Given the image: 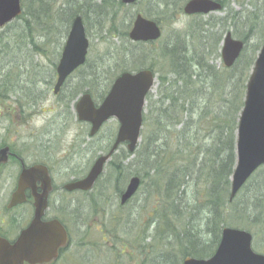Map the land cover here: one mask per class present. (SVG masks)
<instances>
[{"label": "trees", "instance_id": "obj_1", "mask_svg": "<svg viewBox=\"0 0 264 264\" xmlns=\"http://www.w3.org/2000/svg\"><path fill=\"white\" fill-rule=\"evenodd\" d=\"M150 1L139 0L135 4L136 12L159 22L154 8L139 6ZM176 1L157 0L160 14L171 17L170 21H175L178 9L182 8L176 10ZM218 1L222 4L221 10L229 3L228 0ZM22 6L20 16L0 29V98L8 97V90L13 92L17 81L15 73L5 69L15 62L6 58L13 53L10 48L23 46L49 59L47 48L54 32L63 27L64 33L67 32L78 14L86 28L91 18L97 17V33L104 56L100 66L106 71L105 84L98 93L101 76L96 73V67H90L91 60L87 58L77 71V80L74 83L67 80L59 91L62 97L57 105L63 116L66 114L67 119H72L71 104L81 92H89L96 100H101L114 77L122 71L149 67L157 74L156 94L150 93L146 98L140 143L133 153L120 147L107 163L109 176L113 177L112 185L108 184L115 195L123 191L129 176L137 175L141 178L138 192L144 196L140 207L149 206L147 220L137 233L133 230L123 232L127 224L135 230L128 212L123 213L126 215L123 222H117L116 217L111 219L117 222L113 223L116 227L108 228L105 224L100 238L107 243L114 241L110 248L113 252L117 251L116 241H129L130 252L125 254L121 250L116 255L132 256L137 244L142 250L138 257L143 264H182L185 256H210L220 240L223 226L250 229L254 237L259 231L264 233V174L260 175L257 185L252 175L234 200L229 201V176L236 160L237 119L243 106L245 83L260 49L257 45L251 54L247 51L253 26L239 36L245 44L239 59L230 68L223 64L216 68L210 61L212 55L220 53V42L227 25L223 18H215L212 23L201 14L193 15L194 24L172 30L173 40L132 42L128 38V29L133 17L125 22L120 16L130 7L121 0H63L56 6L54 0H22ZM231 11L234 20L236 12ZM17 21H23L26 26L23 24L12 39L6 36L5 29ZM40 33L44 38L42 42L35 40ZM210 37L213 39L209 45ZM59 54V51L54 54L53 70ZM5 60L8 61L6 64ZM88 66L90 69H85ZM47 82L51 83L50 80ZM21 90L15 88L14 92ZM22 91L26 100L20 98L21 94L16 98L18 102H38L39 92ZM114 131L112 128L107 135L112 136ZM91 142L88 141L85 147ZM109 146L110 140L101 149L106 151ZM104 189L102 187L100 192L102 195ZM100 206L99 198H93V215L98 216ZM122 207L124 205H119ZM157 247L163 250L159 258L150 254L152 248L158 253ZM106 249L103 256L108 263L111 255ZM146 250H150L148 255L143 254ZM98 257L97 254L95 263Z\"/></svg>", "mask_w": 264, "mask_h": 264}, {"label": "water", "instance_id": "obj_2", "mask_svg": "<svg viewBox=\"0 0 264 264\" xmlns=\"http://www.w3.org/2000/svg\"><path fill=\"white\" fill-rule=\"evenodd\" d=\"M138 0H121L132 5ZM221 9L217 0H187L183 13L207 14ZM22 12L20 0H0V27L12 21ZM162 35L157 21L137 13L128 31L131 41H155ZM252 64L245 85L244 102L237 119L236 161L231 174L229 199L233 200L237 192L251 177L256 169L264 164V40ZM220 56L225 67H230L239 58L244 44L240 39L225 33L221 42ZM89 40L80 15H77L66 36L59 61L56 66V81L53 92L57 93L66 78L81 66L88 53ZM156 80L152 69L123 71L112 81L103 100L96 105L89 93L82 94L75 104L77 119L90 123L89 134L94 135L101 125L115 118L118 122L116 136L109 151L99 155L90 170L81 179L69 181L64 189L91 190L103 172L104 166L119 145L125 143L126 149L133 152L140 140L145 110V98L154 87ZM8 147L0 149V164L6 162ZM41 182V193H34L36 182ZM140 177L132 176L124 191L120 194V204H125L137 192ZM31 188L34 197V217L29 226L21 231L14 242L0 236V264H39L50 262L57 257V248L67 241V232L57 220L43 222L41 216L46 208L51 180L47 168L34 165L23 168L13 192L9 206L24 201V189ZM252 234L241 228L223 227L220 241L215 252L208 258L187 256L182 264H264V254L252 249Z\"/></svg>", "mask_w": 264, "mask_h": 264}, {"label": "rangeland", "instance_id": "obj_3", "mask_svg": "<svg viewBox=\"0 0 264 264\" xmlns=\"http://www.w3.org/2000/svg\"><path fill=\"white\" fill-rule=\"evenodd\" d=\"M62 1L63 0H54V6L61 4ZM185 1L186 0H177L176 10L184 5ZM228 1L229 3L226 8H224L223 10H221V8L217 12H211L209 14L203 15V19H209L210 22L213 23L215 22V18H223L227 23L226 27L224 28V35L226 32L230 31L232 36L237 39H240L239 36L243 35L248 31V29H250L251 26H253L254 30L250 39L247 41V51L251 54L255 46L262 45V41L264 39V0ZM158 3L159 2H157V0H151L150 2H147L145 4H139V6L141 8L146 6L154 8L153 10L155 11V13H157L159 24L162 28L163 40H173V29L179 30L182 28H186L188 24H194L196 19L193 20V17L179 12V10L181 9H178L175 21H170L171 17H169L168 15L160 14V9H158L160 7ZM231 9L236 12V18L234 20H232L234 13L231 11ZM136 11L137 6L133 5L128 9L122 11L120 13V16L126 22L129 21L130 18H132L137 13ZM96 18V16H93L91 18L89 25L86 28V34L90 44L87 56V58L91 60L90 67L91 65L96 67V73L101 76L100 84L98 86L99 93L102 90L101 88H103L105 84L106 71L104 67L100 66V63L102 62V60H104V56L102 55L103 46L99 40V35L97 33L98 29L96 26ZM20 23L21 21H17L15 24L5 29L6 36L15 39V35L17 33L16 31H20L23 28V24L24 27L26 26L23 21L21 25ZM64 30L65 28L63 27L62 29L54 32V36H52L51 38V43L47 48L49 59H46L44 55L33 53L30 48H27L26 50L25 47L22 46L20 49H18L16 48V44L12 45L16 47L10 48V50L13 49V53L6 56L7 59H13L15 61L9 63L5 68L8 71L14 72V75L17 77V81L15 87H13V90L15 91L16 88L28 90V92L37 91L39 92L40 97L45 95V97L38 101L37 105L34 100L29 101L28 106L26 107L27 112L31 108L34 109V107L37 106V116L33 117L31 120L27 119L26 121H24L22 117L18 118L15 113L11 114L7 111H4L2 113L4 108H0V141L4 139L7 142H14L15 148L22 154H25L27 162H32L34 161V159L42 158L44 157V154L48 153V156L50 157L48 163L50 164L53 172L55 171L54 182L56 184L55 186L59 189L58 198H60V190L63 191L62 186L66 182L70 181L71 176L78 177L83 176L87 173L95 157L101 152V147L108 144L109 140L111 141L112 136L107 134L110 133L112 128H117V121L114 118L110 119L102 127L98 135L93 138L91 144L88 147H85V144L88 141L89 126L85 123L76 121L74 119V116L72 117V119L69 120L68 118L66 121L63 116H61L62 114L58 111L60 106L57 105V102L62 97V94L59 93L60 95H53L52 92V86L55 79V66L53 70L52 62H54V54H56L57 51H59L60 53L62 49L66 34L68 32L67 31L64 33ZM214 30H216V27ZM238 33L239 35H237ZM41 34L42 33H40V36L35 39L36 41L42 42L44 40V38L41 37ZM212 39L213 37H210L209 45L212 44ZM59 55L56 58V62L58 61ZM5 61L6 64L8 61ZM155 61L159 64L158 60ZM210 63H213L216 68H220V65L222 64L220 53L218 56L212 55ZM88 68L89 66L85 69ZM78 75L79 72L73 73L68 81L74 83L77 80ZM49 80L51 81V83L47 82ZM22 90L15 93L14 91L11 92V89H9L8 97L6 96L5 98H0V107L2 106V104H6L11 108L13 105H15L13 103L14 101H16L15 99L21 94L22 95L20 98L22 100H26V97ZM156 91L157 86L153 88L152 95H155ZM95 101L98 100L95 99ZM9 103L11 105H8ZM53 105L54 113L52 112ZM44 110H48V112H45ZM7 113L9 114V116H5V114ZM53 114L54 134L51 131L53 129L52 122L50 121ZM6 125L9 127L7 134L2 130V127H6ZM54 151L57 152L55 166ZM6 172L12 173V176L10 178L0 180V212H2V209L6 205V201L11 191H13L15 178L18 173V168L15 166L14 162H10L9 166H7ZM262 174H264V165L259 167L253 174L252 180L255 181L256 185L260 180V175ZM109 175V168L108 165H106L103 174L100 176L97 184L90 192H86V194L74 193L68 196L69 201L73 200L74 205L79 207V209H74L75 214L78 210L82 215H85V217L88 214V219H85L82 223L79 222L77 224L75 223V221H67L68 228L70 230V236L73 242H79V238L84 233V239H80V242H83L86 245L88 243H96L95 240L99 239L101 235V233L97 229L100 228V226H103V228H105V224H107L108 228L116 227V225H114L113 223L123 222V220L125 219V214H123L124 212L129 213V221L135 225V230L131 224H127L125 226L126 229H124L123 232L133 230V233H137V231H139V228L144 226L147 220V215L149 214V206L144 205L140 207V203L144 202L143 194L141 192H138V194L135 195L134 199H132L127 205L125 204L124 207L119 208V197L115 195L111 186L113 183V177ZM129 178L130 176L128 177V179ZM108 183H110L111 185H109ZM101 184L105 187L103 191L104 195L100 193L102 190L98 191ZM93 198H99V205H102L104 207V211H102V207L100 206V209H98L97 212L98 217L96 218L93 216V213L89 207L92 205ZM15 216L19 217V213L16 212ZM23 217L24 216H21V219H23ZM113 217H116L115 220H117V222L112 221ZM24 224L25 222L22 223V226ZM0 225L2 226L1 216ZM77 226L78 228H80L78 229ZM86 226H88V228L87 230H84L86 229ZM14 230L16 231L17 229L14 228ZM104 230L105 229H103V231ZM128 242L129 241H116L115 243L117 251L115 252L110 249L113 247L114 241H108V243L106 242V253H109L111 255V259L108 263L106 262V259L104 257L101 258L102 261L100 263L99 261L95 263V260H93L94 257L91 256L92 254L90 252H87L88 249H86L85 247L84 250H86V252H84L83 249H76L74 259L62 261L60 260L56 264H141L142 261L139 259L138 253L142 250L137 244H135V247L137 249L134 248V253H132V256L116 255L121 250H124L125 254H128L130 252V249H128ZM152 245L154 246V242H152ZM157 248H159L158 253H154L152 248L151 253L150 250H146L143 254L148 255L150 253L153 254L154 257L159 258L158 256L163 254V250L160 247ZM253 249L258 253H264V233H262L261 231H259V233H257L254 237Z\"/></svg>", "mask_w": 264, "mask_h": 264}, {"label": "flooded vegetation", "instance_id": "obj_4", "mask_svg": "<svg viewBox=\"0 0 264 264\" xmlns=\"http://www.w3.org/2000/svg\"><path fill=\"white\" fill-rule=\"evenodd\" d=\"M17 103L18 102H14L16 106L13 105L11 108L7 106L6 104H2V106L0 107V108H4L2 113L4 111L10 112L11 114L15 113V115L18 118L22 117L24 120L25 119L31 120L33 117L37 116L38 114L37 106H35L34 109L31 108L29 111L26 112V108H23L24 103L19 102V105ZM8 105H11V104L9 103ZM52 112L54 113V109L52 110ZM5 116H9V114L7 113L5 114ZM50 121L52 122V129H53L52 132L54 134V114L52 115ZM2 130L6 131V127L3 126ZM2 146L3 145H0V147ZM9 149L10 150H9L8 159L6 160V162L0 164V180L10 178L12 176V173L6 172V171H7V166H9L10 162H14L15 166L18 168V173L16 175L15 184L13 187V191H14L17 187V180H18V177L23 167H30L31 165L36 164V163H41V164L46 165V167L48 168V173L51 177L52 189L50 190L48 197H47V207L45 209L44 215L42 216V220L46 221V220H52V219L58 218V215L60 212L66 215L67 218L69 217L72 218L74 216V209H75L74 201L70 200L67 203L66 207L61 206L62 202H60L59 201L60 198H58L59 189L55 186L56 184L54 182L55 171L53 172V170L51 169V166L48 163V160L47 159L43 161L34 160L32 162H27L25 155L22 153L16 152L14 150V147L10 144H9ZM46 155L48 156V153H46ZM56 156H57V152L54 151V166L56 164ZM81 177L82 176H78V177L71 176L70 180L79 179ZM13 191H11L6 201L7 203L5 205V208L3 209L2 212H0V216L2 217V224H3L2 226H0V235L8 238L9 241H14V239H16V237L22 231V229H24L30 223V221L33 218V214H34V199L32 196L31 189L26 188L24 190L25 199L22 203L16 204L12 207H8ZM35 192L37 193L41 192L39 181L36 184ZM75 192H81V191H75ZM73 193L74 192H70L69 194L68 193L67 194L71 195ZM81 193H86V192H81ZM16 212L19 213V217L15 216ZM21 216H24L23 219H21ZM11 218H15V219L17 218V221L19 223L21 222L20 223L21 225L23 222H25V224L22 227L20 226V224H17V226L14 227L17 229L15 231L14 228H11L9 225H7L8 221ZM86 246L88 249L87 252H90L91 254H94L96 251L100 250L101 247H103V245L101 244V241H96V243H89ZM76 249H77L76 245L73 241H67L63 246L58 247L57 249L58 255H57V258L53 262H46L42 264H56L60 260L62 261V260L74 259Z\"/></svg>", "mask_w": 264, "mask_h": 264}, {"label": "bare ground", "instance_id": "obj_5", "mask_svg": "<svg viewBox=\"0 0 264 264\" xmlns=\"http://www.w3.org/2000/svg\"><path fill=\"white\" fill-rule=\"evenodd\" d=\"M95 187V186H94ZM93 187V188H94ZM102 187H104L102 184H101V186L99 187V189H98V191H101L102 190Z\"/></svg>", "mask_w": 264, "mask_h": 264}]
</instances>
